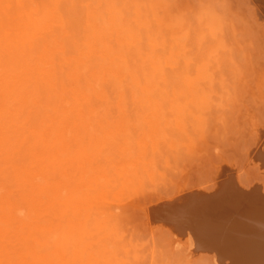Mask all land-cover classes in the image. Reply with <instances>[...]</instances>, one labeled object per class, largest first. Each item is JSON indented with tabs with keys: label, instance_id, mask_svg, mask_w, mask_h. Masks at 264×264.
I'll return each mask as SVG.
<instances>
[{
	"label": "bare ground",
	"instance_id": "obj_1",
	"mask_svg": "<svg viewBox=\"0 0 264 264\" xmlns=\"http://www.w3.org/2000/svg\"><path fill=\"white\" fill-rule=\"evenodd\" d=\"M107 1L108 3L104 4L107 10L104 12L100 10L101 8H96V6L93 8L94 10L85 11L86 27H83H85L86 32L82 30L84 34L83 37H79V35L76 34L78 35V40L81 37L82 39H80L78 43H76L77 41L75 40L73 45L75 48L74 53L66 55L67 50L65 49L66 45L64 42L68 39V33L65 29V23L67 24V22L64 21L65 23H63L60 15L65 11L61 12L63 0H0V264H99L92 263L94 256L91 253H86L81 249L79 251H71L72 253L69 252L68 246L76 245L81 239V235H83L85 231L83 226L75 228L71 219H68V224L66 225L53 226L52 223H50V226H45L47 223L41 225L43 220L39 218L36 220V217H40L44 214L49 216V214L55 212V207L57 206L59 208L58 210L61 212H59V218L64 216V213L68 212V210L81 213L89 209V204L96 200V202H98L99 198L102 199V197L106 195V189L113 184L115 185V183H117L115 188H119L118 194L121 193L122 195V192L128 191L129 189L136 190L143 188L145 182L143 173H145L146 176L148 175V177L152 175L150 164L153 165L152 161L154 159H146V155H148L147 150L150 149L154 154L160 141L163 140L162 142H164L165 138H167L165 136L163 139V133L165 131L163 130L162 124L167 125L166 121L168 122V120H162L165 118V115L160 113L158 108L144 97L150 86L141 88L143 98L141 97V99L138 100L139 104H144V102L150 104V108L153 109L152 112L154 111V114L152 113L154 115L152 118L146 119L147 121L145 118L144 121L142 120L143 122L146 121L145 123L148 127V131L145 135L142 134L143 139L142 141L140 140L141 142L139 140L134 141V145L137 146L136 150L133 151L132 148L130 149V147H128L129 143L127 145L125 140L121 143L122 145L118 146L115 155L118 157V155L121 154V156L119 155L121 158L120 161L116 159L119 162L118 165H115L117 164L116 162H112L114 158L112 157L110 159V154L106 153L108 156L104 155L102 143L99 142V140L93 139V135L98 131H95L96 133L94 131L92 132V126L88 124L91 123L90 119L98 109L95 108L96 110L94 111L91 108L93 105L92 101L99 100L109 103L107 100L108 96H106L102 89V83L104 84L106 81L110 83V81H112V85L111 83L108 85H111V87L113 86L114 89L116 87V89H118V86L121 88V79L125 77L126 81H122L127 84L126 77H129L132 86L129 85V87L127 84V87L131 89L130 91L134 92V87H138L139 78H137V75H140L138 71L141 68L135 70L133 66L135 63L131 64L128 61L129 59H126V54L129 52L127 49H129L128 47L130 45L137 43V47L134 46V49L142 47L139 52L144 55L145 50L143 48H145V46H141L138 42V38H140L138 30L141 29L144 30V32L146 30V34H148L147 31L151 29L149 25L153 23L148 19L151 17L146 16V12L144 14L140 12V10H137L135 12L136 25L135 28H133L134 26H130L131 22L127 21V19L130 18H126V20L125 18L123 19L124 16L122 17L119 10L115 8V5L110 4L112 0L111 2H109V0ZM260 1L264 3V0ZM260 1L259 3H261ZM259 3H257V5ZM258 8L260 9V5ZM77 15L76 17L78 18ZM79 17L82 16L80 15ZM154 21L157 24V29L160 28L158 26H162V29H160L162 33L163 31L165 32V30H163L162 20L156 19ZM70 24L71 23L67 24V27H69ZM169 27L168 24V28ZM217 28V25L208 27L213 34L218 30ZM70 30L72 31V29ZM79 32L80 31H78V33ZM165 33H167V31ZM216 34H218V32H216ZM150 36L151 40H154L149 41L150 39H148V37L145 41L148 39L150 43L149 45L145 44L151 46L152 49L147 46L146 48L153 50V47L156 48L161 45L163 51L160 52L159 49L161 48H156V55L154 51H152L153 55L150 54L149 51L148 53L150 55H146V57L150 58L151 72L157 75L156 72L160 69L158 67L163 66V62L160 60L167 54L164 50L172 49L173 56H176V51L173 52L174 49L170 46V48H165V45L162 43L160 44L159 41L157 43V39L162 36V34H159V36H157L158 38H154L155 35L152 37V34ZM70 38L72 39L73 37ZM177 38L174 35L172 42L176 43V41H179ZM67 41L71 42L69 40ZM164 44H166V42ZM168 44L170 45V42L167 43L166 46H168ZM71 46L72 45H70V47ZM157 50H159V52ZM175 50L177 49L175 48ZM179 51L181 52V49ZM164 52L166 54H164ZM158 53H160L159 56L161 53H163L164 56L161 55V58L158 56ZM142 55L136 57L141 61ZM127 57L129 58V56ZM168 57L169 56H167L166 59H169V62H171L172 56L170 55L171 60L170 57ZM143 58L145 59V56ZM185 58L186 55L184 59ZM87 59L94 60L92 62L93 69H90L87 65L88 63L91 64ZM134 59L138 60L133 57L132 61ZM174 59L176 60L175 57ZM181 59L182 58H180V60ZM187 60L189 59L186 58L185 61L187 62ZM134 62L136 61L134 60ZM172 62H175L177 67L180 63L177 61ZM139 63L138 61L137 64L142 65ZM164 65H166V63ZM179 65L184 68V65ZM130 66L135 71L131 70L132 68H130ZM188 67L190 68V66ZM132 71H134V73H132ZM196 71L199 72L197 82H193L189 88L185 86L186 88L184 89H187V91L189 90V92H187L189 94L188 96L192 98V102H189L193 103L194 107L200 110L208 107L209 96L206 95L208 93H205L201 84L198 83V80L210 83L211 77L208 74L206 65H203ZM196 71L195 74L197 73ZM159 72L158 74L161 73L162 77L163 72ZM186 73H188V71ZM147 74L146 76H148ZM188 76L187 78L189 79ZM152 78L150 76L149 81H151ZM156 78H158V75ZM195 78L194 80H196ZM153 81L154 79L152 82ZM114 82H119L120 85H116ZM113 83L116 87H114ZM122 84L124 83L122 82ZM157 84H159V82H157ZM113 88L110 92L116 91ZM129 89H126V91H129ZM119 90L120 89H118V92ZM181 94H178L179 98L182 96ZM183 94H185V98L188 99L187 94ZM128 95H130V93H128ZM156 95L158 96V94ZM126 97L125 95L124 98ZM175 99V103L179 104L177 102L178 99L176 97ZM126 101L127 103H124V99L119 100L117 104L120 108L119 114L123 115L124 110L131 107L132 104L135 108V103L131 104L129 98L128 100L126 99L125 102ZM158 103L160 104V101ZM126 104L129 106L124 109V107H127ZM96 105L98 106V104ZM100 106L103 107V105ZM105 106H107V108L109 107L108 104L104 105V107ZM179 106H176L175 109L177 110V107L181 108V106L182 108L187 107L183 106V103ZM172 107L173 106H171V108ZM142 108L144 109V107H141V109ZM173 108L172 110L174 111L175 109ZM181 110L182 109H179V112H181ZM97 112L99 113L98 110ZM125 112L127 113V110ZM148 112H145V114ZM98 113L95 114L97 115L95 117H98ZM126 113L125 115L128 116V113ZM122 115L119 120L117 119L116 128H118V137L119 135L124 136L127 130L125 126H127L128 119L125 120L124 117L126 116ZM141 116L143 117V115ZM139 121H141V119ZM178 122L179 120H177V123ZM88 125H90L89 129ZM168 127L170 126L167 125V128ZM106 132H102V136H109L111 140L116 137L114 136V132H108L110 134ZM97 138H99V136ZM89 140L91 142L93 141L94 144L92 146L89 144ZM150 158H152V156ZM100 159H102L104 163L109 161L106 162L108 165L110 162L111 165L114 163L113 165L115 166L112 165L113 168L111 165V168H106L114 172L113 175L112 173L110 174L111 178H109V173L111 171L107 172L104 165L98 167L95 165ZM93 165L96 167H93ZM245 193L237 190L233 184L226 183L218 187L214 195L211 196H183V199L180 198L181 202L178 203L173 202V199L164 200L159 198L156 203H153L155 205L150 208L148 207L149 210L147 211L152 217L153 215L155 216V221L159 220L163 225L172 227L178 234L183 232L185 236H189V238L191 236L193 240L196 239V243L198 246H202V250L203 247H209L210 249H213L211 247H218L216 248L218 254L216 255V257L218 256L216 258V263L264 264V207L259 206V203L263 202L264 204V197L258 196L257 194L248 195ZM252 196L254 197L252 198ZM20 204H25L28 208V213L26 214L31 217L33 216V222L31 221L29 225L26 223V225H24L21 220V222H19L13 216L14 221H16V223L14 222L15 234L13 236L17 239L18 247L19 245L24 247L22 249L20 246L22 251L15 249L17 247L13 248L11 245L10 247H12L13 250L8 248L6 244L4 245V243L2 245V238H6L9 233H11V229L13 230V228L10 229V224L13 223L10 217H8L9 219L3 220L2 214L6 211L9 213L8 210L17 213L21 210ZM245 207H251V209L249 212L248 208L246 211L248 215H246V219L243 221L244 218H241L238 214L242 211L244 212ZM24 210L25 209L22 211ZM216 215H219V217ZM237 215L242 221L240 219H234ZM241 215L243 216L242 213ZM202 216L203 219L201 218ZM213 216H216V218H212ZM31 217L29 218L31 219ZM65 217H67V214ZM212 220L214 224H216L215 226L211 224ZM63 227H66V230L62 233L60 228ZM78 230L81 231L78 232ZM38 231L42 233L44 240L46 236L49 235L55 237L51 250L45 251L46 253H43V255L45 254L43 257H40L39 251H37L39 256L33 251L34 247L32 244L36 242L33 236L35 232L38 233ZM74 231H77V233L75 234ZM51 236H49V240L52 239ZM188 240L191 241L190 239ZM28 241L31 243L30 245L26 243ZM46 241L48 242V239ZM48 244L49 242L47 245ZM13 246L16 245L13 244ZM36 247L37 246H35V248ZM49 247L50 245H48V248ZM9 249L13 252H10ZM198 251L201 253L200 250ZM22 252L25 253V256L29 257L30 260L26 259L25 262H22ZM10 253H12V255L13 253L19 254V256H15L19 257L20 261L11 258ZM69 253L72 255H68ZM215 254L216 253H214V255ZM101 256L102 255L99 254L98 257L101 258Z\"/></svg>",
	"mask_w": 264,
	"mask_h": 264
},
{
	"label": "rangeland",
	"instance_id": "obj_2",
	"mask_svg": "<svg viewBox=\"0 0 264 264\" xmlns=\"http://www.w3.org/2000/svg\"><path fill=\"white\" fill-rule=\"evenodd\" d=\"M63 1L61 12L65 11L62 13L60 12L62 21L63 23L67 22V24L71 23L69 27H67V24L65 23L68 39H66V43L64 42L66 45L65 49L67 50L66 55H70L75 51V48L73 47L75 40L77 41L76 43H78L84 36L82 32H86L85 11L94 10L93 8L96 6V8H101L100 10L104 12L107 10L106 5L104 4H107L108 1ZM259 1L260 0H112V3L111 0H109V2H111L110 4H114L115 8L119 10L122 17L124 16L123 19L125 18L126 20V18H130L127 19V21L131 22V27L134 26L133 28H135V12L137 10H140V12L144 14L146 12V16L151 17L148 19H150V22L153 23H150L151 25H149V28H151L147 31L148 34L150 33L149 35L146 34V30L145 32L141 29H139L141 31L138 30L140 33L138 42L141 46H145V48H143L145 50L144 55L139 52L140 48H142L140 45V48H136L139 50L134 49V46L137 47V43L130 45L128 47L129 49H127L129 52H127L126 55L129 56V58L126 56V59H129L128 61L131 64L135 63V65H133L135 70H139V68H141L138 72L142 78L140 75H137V78H139V85L138 87L133 86L136 92L132 91V93L130 91L131 89H129V85H131L130 78L126 77L127 84L129 86L127 87L126 82L122 81H126L124 77L120 81L121 85L119 82H114L116 85H120L121 88L118 86V89L121 90H119V92L114 83L113 85L116 88L114 89L113 86L111 87L112 81H110L111 85H108L110 84L107 83L109 81L104 82V84L102 83V89L104 90L106 96H108L107 100L109 103H107V101L105 102L99 100L92 101L93 105L91 108L94 111L96 110L95 108H98L97 110L99 111L98 113L96 110L94 116L90 119L92 124L88 123L92 126V132L98 131L97 133L95 132L96 134L93 135L94 138H92L99 140V142L102 143L103 152L105 153L104 155H107L106 153L110 154V159L112 157L114 158L112 162L117 163L115 165H118V161L121 159L119 157L121 154H119L118 157L115 156L116 151L118 146L122 145L121 143H123L124 140L127 145L129 143L128 147H130V149L132 148L133 151L136 150L137 146L134 145V141H142V134L145 135L148 131V127L145 123L147 121L146 119L154 116V111L152 112L153 109L150 108V104H147V102H144V104L138 103V100L142 97L141 88L146 86L150 87L144 97L150 100L156 108H158L160 113L165 115H162L165 117L162 120H168L166 123L170 127L167 128V125L162 124L163 130L166 134L168 133L166 135L163 131V139L165 136L167 138H165L164 142H162V138L159 139L161 140L159 144V141L157 140L158 146L154 154L150 149L147 150L148 155H146V159H154L152 164L156 169L150 164L152 168V175L148 177V175L146 176V174L143 173L145 181L143 188L136 190L133 189L135 192L132 189H129L130 192L129 190L124 191L121 195V193L118 194L119 188H115L117 185V183H115V185L113 184L111 187L106 189V195H104L102 199L99 198L98 202H96V200L95 202L89 204V209L81 213L68 210V212L64 213V216L59 218L60 211L57 206L55 207L54 213L49 212L51 213L49 216L44 214L40 217H36V220L37 218L43 220L41 225H45V223H47L45 226H50V223H52L53 226L66 225L68 224V219H71L75 228L82 226L85 228L83 235H81L83 238L81 237L76 245H67L70 253H72L71 251L74 252L81 249L94 256L95 260L93 259L92 263L99 264H220L216 263V258L218 257H216V255H218L216 248L218 247H211L213 249H210L209 247H206V245L205 247L208 249L203 247L202 250V246H198L196 239L193 240L191 236L190 238L189 236H185L183 232L178 234L174 229H172V227L163 225L158 219H156L158 221H155V216L153 215L152 217L147 210H149L148 207L150 208L155 205L153 203H156L159 198L164 200L173 199V202L178 203L181 202L180 198L183 199V196L196 197L214 195L218 187L226 183L233 184L234 187L242 193L246 192L245 194L248 195L257 194L258 196L264 197V17H262L264 16V6H262L264 3L261 1V3H259ZM257 3L259 4L257 5ZM259 5L260 9L258 8ZM80 15L82 17H79ZM156 19L162 20L163 30H165V32L167 31V33L164 31L162 33V26H158L161 29H157V24L154 21ZM168 24L170 26L169 28ZM211 25H217L218 30L216 32H218V34H216V32L213 34L209 30L210 28L208 29ZM67 28L72 29L73 32ZM78 31L82 34L80 32L78 33ZM76 34H78L79 37H82L78 40V35ZM151 34L152 37L155 35L154 38H158L157 36L162 34V36L157 39V43L159 41L160 44L162 43L165 45V48L170 46L171 48L173 47V52L176 51V56H173L174 54L172 53V49H170L171 51L164 50L167 52V54L164 52L166 57L163 53H161V55L164 56L163 59L160 60L163 62V64L160 62L163 65V68L161 66L158 68H160V72L163 73L161 77V73L158 70L160 73L158 74V72H156L158 78H156L157 75H155V73L151 72L152 68L149 61L150 58L146 57L147 54L148 56L152 54V51H154V54L156 55L157 52L155 49L161 48V45L156 48L153 47V50L146 48V46L150 43L149 41L154 40H151ZM174 35L176 38L178 37L177 40L180 42H172ZM69 36L73 38L71 39ZM146 38L150 40L148 41L147 39L145 41ZM67 40L71 42H68ZM165 42L166 44L170 42V45L168 44V46H166V44H164ZM70 45L72 46L70 47ZM147 47L150 48L151 46ZM175 48L177 50H175ZM180 49L181 52L183 51L182 53L179 51ZM159 50L161 52L162 48ZM159 50L157 51L159 52ZM133 51H135L137 55ZM159 54L160 53H158V56ZM140 55H142L141 61L138 57H136ZM161 55L159 57H161ZM170 55L172 56V61L180 62L179 64H181V66L184 65V68L180 67L179 64L177 67L175 62H169V59L166 58L167 56L170 57ZM185 55L186 58L189 59L187 62L185 61L186 58L184 59ZM144 56L145 59L143 58ZM130 57H135L138 60L134 59L136 61L134 62V60L132 61V58ZM180 58L183 59V62ZM88 61H90L91 64L88 63L87 65L90 69H93L92 62L94 60L89 59ZM138 61L140 62L139 64L142 65H138ZM165 63L166 65H164ZM203 65H206L208 69V74L211 77V84L209 82L207 83V81H203V83L200 80H198V83L201 84L205 93H208L206 95L209 96V105L205 109L198 110L194 107L193 103H190L192 102V98L188 96L189 94L187 92H189V90L187 91V89L184 88H189L193 82H197L199 72L196 70ZM131 66L130 68L133 67ZM188 66H190V68ZM194 68L195 70L193 71ZM131 70L134 69L132 68ZM134 71H132V73H134ZM185 71H188L189 74ZM195 71L197 72L196 74ZM146 74L148 76H146ZM152 74L155 76L156 80ZM150 76L151 78L153 77V82L152 80L149 81ZM194 78L196 80H194ZM122 82L124 84H122ZM157 82H159V84H157ZM112 88L116 90L117 93L114 90V92H110L112 91ZM126 89H129L130 92L128 90L127 92ZM154 91L155 95L158 94V96L154 95ZM182 91L187 94L188 99L185 98V94H183ZM178 92L180 94L182 93V98H179ZM128 93H130V95H128ZM123 95H126L127 97L124 98ZM171 96L174 98L172 99ZM152 97L155 101L152 100ZM175 97L178 99L177 102L179 104L175 103ZM114 98L118 101L116 100V102ZM128 98L130 103H135L137 107L134 105V108L132 104L131 107L128 108L130 105L129 102V105L126 104L127 107H124V109L128 108L124 110L123 114L125 115V111L127 110L128 114H126L128 116L125 115L126 117H124L125 120L128 119L126 124L127 126H125L127 127V130L124 136L119 135L118 137V128H116V125L122 114H119L120 108L117 104L120 99H124V103H127L125 100H128ZM159 101L161 105L158 103ZM104 103L108 104L109 107H104V105H106ZM182 103L183 106H187L188 104L191 106L188 105L187 107H184L186 109L182 108V106L181 108L177 107V111L175 107ZM96 104H98V106ZM100 105H103V107ZM171 106L174 107H172L175 109L174 111ZM141 107H144V109H141ZM179 109H182V115L181 112H179ZM145 112L148 113L145 114ZM96 113H98V117H95L97 116L95 115ZM141 115H143V117ZM144 118L146 120L145 122H143ZM140 119L141 121H139ZM177 120H179L178 123ZM90 125H88V129L90 128ZM111 131L114 132V136L117 138L115 137L111 140L109 139V136H102V132L108 133ZM98 136L99 138H97ZM89 144L92 146L94 143L93 141H90ZM151 156L152 158H150ZM106 162L104 163L103 160L100 159V161L96 162L95 165L97 167L104 165L105 169H109L114 164L113 163L111 165L110 162L108 165ZM95 165H93V167H96ZM110 171L111 170H107V172ZM111 173L113 175L114 172L111 171L109 173V178H111ZM253 197L254 196H252V198ZM259 204V206L264 207L263 202ZM21 205L22 204H20L21 210L17 212L18 214L15 212L13 213L11 210H8L9 213L6 211L2 214L3 220L9 219L8 217H10L13 222L10 224V229L13 228V230L11 229V233H9L7 237L4 236L6 238H2V245L3 243L4 245L6 244L11 250H13L14 247H17L15 249L22 251L20 248L21 245L18 247L17 239L13 236L15 234L14 227L16 223L13 216L19 222L22 221L24 225H29L31 221L33 222V216L31 217L26 214L28 213L26 205ZM248 208L249 207H245L244 212H241L243 216L241 213L238 214L241 218H244L243 221H245V217L248 215V212H246ZM23 209H25V212L22 211ZM250 209L251 207L249 208V212ZM66 214L67 217H65ZM238 215L234 219H240L238 218ZM28 216L31 217V219ZM216 216H213L212 218H216ZM217 217H219V215ZM201 218L203 219V216ZM211 224L213 226L216 225L213 220L211 221ZM63 228H60L62 233L66 230V227L64 229ZM80 231L78 230V232ZM74 233L76 234L77 231H74ZM49 236H46L44 240L41 232H35L33 238L35 237L36 242L32 245L34 247L33 251H35L34 253L36 255L39 256L40 254V257H43L45 255H43L45 251L47 252L51 250L55 237L51 236L52 239L49 240ZM47 239L49 242L48 245H50L49 248L47 245L48 242L46 241ZM192 242L194 243V246ZM26 243H29L28 245L31 244L29 241ZM13 244L16 246H13ZM10 245L13 248L10 247ZM35 246L37 247L35 248ZM21 247L22 249L24 248L23 246ZM10 249L9 251L13 252ZM198 250H200L201 253H199ZM37 251H39V254ZM70 253L68 255L71 256L72 254ZM214 253L216 254L214 255ZM99 254L103 257H98ZM15 255L19 256V254L13 253L12 255V253H10L11 258L20 261V258ZM21 255L22 262H25L26 259L30 260L29 257L25 256V253L22 252ZM223 264L229 263L225 262Z\"/></svg>",
	"mask_w": 264,
	"mask_h": 264
}]
</instances>
